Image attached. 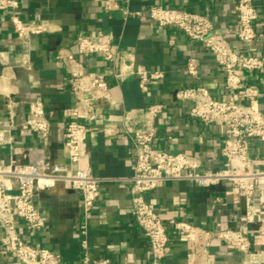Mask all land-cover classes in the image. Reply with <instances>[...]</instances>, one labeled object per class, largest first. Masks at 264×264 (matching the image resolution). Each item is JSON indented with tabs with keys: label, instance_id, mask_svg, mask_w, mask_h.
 Segmentation results:
<instances>
[{
	"label": "crops",
	"instance_id": "obj_1",
	"mask_svg": "<svg viewBox=\"0 0 264 264\" xmlns=\"http://www.w3.org/2000/svg\"><path fill=\"white\" fill-rule=\"evenodd\" d=\"M14 11H0V62L5 66L0 77V129L5 131L0 157L4 163L15 160L20 165L40 167L44 175L70 172L64 148L65 133L71 122L70 110L75 97L70 91L66 67L57 59L61 51H71L93 75H102L110 83L115 100L113 106L97 102L103 115L87 123L90 132L88 153L91 170L97 177L128 178L133 174L134 151L129 134L146 128L145 112L150 105L163 104L165 109L155 119L158 129L154 144L159 151L187 153L201 159V171L223 169V148L227 130L223 123L207 124L189 114L193 103L176 99L179 90L195 85L206 88L215 100L225 101L226 76L213 55L200 41L189 39L173 26L161 27L149 16V9L185 10L207 15L215 33L235 51L264 56V0H253L259 12L254 24L256 39L244 45L238 39L235 0H115L117 8L105 11L103 0H15ZM16 14L24 23H43L51 32L28 39L19 38L11 21ZM86 35L105 41L111 37L117 60L112 64L100 55H79L77 38ZM195 59L199 73H187V63ZM135 62L150 71H161L164 77L148 83L142 92L137 77L117 82L113 76L121 61ZM245 85L257 86L260 96L252 106L264 114V88L259 73H240ZM239 103H245L235 93ZM43 103L51 123L49 137L44 140L24 128L32 102ZM129 115V120L125 116ZM112 131L107 135L105 131ZM250 168L264 171V143L249 142ZM129 183L117 182L101 187L100 196L89 218V250L92 261L107 264H148V240L138 229L131 214ZM167 225L170 251L164 264H203L192 241L170 225L184 220L214 232L218 225L237 231L246 227L257 254L256 264H264V247L257 245L256 223L244 225V201L230 184L201 187L186 181H167L147 195ZM34 202L46 220L45 229L36 232L18 220L20 236L29 244L51 249L62 264H84L80 227L83 224L81 194L67 189L63 183L39 192ZM254 204L264 209V186L255 190ZM0 228V264H22L2 245ZM209 264H250L249 257L230 245L212 240L206 247Z\"/></svg>",
	"mask_w": 264,
	"mask_h": 264
},
{
	"label": "built area",
	"instance_id": "obj_2",
	"mask_svg": "<svg viewBox=\"0 0 264 264\" xmlns=\"http://www.w3.org/2000/svg\"><path fill=\"white\" fill-rule=\"evenodd\" d=\"M238 19V39L244 45L256 39L254 24L259 12L253 0H235ZM105 11L117 8L115 0H103ZM19 7L15 0H0V11H14ZM150 18L161 27L173 26L182 31L189 39L203 42L213 55L216 63L225 73V88L229 96L225 101L215 100L211 93L201 86H189L176 94L181 102H191L189 114L192 118L211 124L221 122L227 130L223 148L224 167L216 171H201L200 158L187 153L159 151L154 144L158 129L155 119L163 112L165 105H150L145 112L146 128L129 134L134 151V168L128 178L97 177L91 170L88 146L86 143L90 129L89 121L102 110L96 105L102 102L113 106L116 102L112 96L110 83L102 75H93L71 51H61L57 59L66 67L69 75L70 91L76 101L70 110L71 122L65 133L64 148L72 170L65 176L44 175L40 167L20 165L15 160L4 163L0 157V228L3 233L2 245L14 254L22 264H62L61 258L51 249L27 243L19 234L17 221L20 220L36 232H42L46 220L35 205L34 198L41 191L55 188L63 183L67 189L81 194L83 224L80 227L82 247L86 251L84 264H107V261H92L89 250V218L100 196L101 187L105 184L127 182L131 200V214L138 229L148 240L150 262L164 264L170 251V237L167 225L163 222L155 206L147 200V195L167 181H186L201 187H213L223 183L230 184L238 198L246 204V213L242 217L244 225H258L257 245L264 247V209L254 204L255 190L264 186V171L254 172L250 168L249 142L252 140L264 143V114L257 111L252 103L260 96L257 86L245 85L241 72L259 73L260 85L264 88V56H252L232 49L229 43L215 33V26L207 15L185 10L152 6ZM13 28L19 38L28 39L51 32L43 23H24L16 14L11 17ZM79 55H100L107 64L117 60L115 44L111 37L105 41L94 40L89 36L77 38ZM189 76L197 77L198 63L190 59L187 63ZM117 82L129 76L137 77L142 92L148 91V83L164 77L161 71H150L143 66L132 63L121 64L114 71ZM238 93L245 103L236 100ZM129 120V115L125 116ZM24 128L46 140L51 131V123L43 103L32 102L29 106V117ZM112 135V131H105ZM5 131L0 129V147L4 144ZM170 225L175 231L189 238L203 264L206 259V247L212 240L230 245L249 257L250 264H256L257 254L252 250L249 231L246 227L234 231L218 225L211 232L184 220H172Z\"/></svg>",
	"mask_w": 264,
	"mask_h": 264
},
{
	"label": "water",
	"instance_id": "obj_3",
	"mask_svg": "<svg viewBox=\"0 0 264 264\" xmlns=\"http://www.w3.org/2000/svg\"><path fill=\"white\" fill-rule=\"evenodd\" d=\"M4 68H5V66H3V64L0 62V77L2 75V72H3ZM86 143H87V146H89V144H90V135L89 134L87 135ZM66 174H67V172H64L63 175H61V176H65ZM244 206H245L244 207V214H245L246 213V204H245V201H244Z\"/></svg>",
	"mask_w": 264,
	"mask_h": 264
}]
</instances>
